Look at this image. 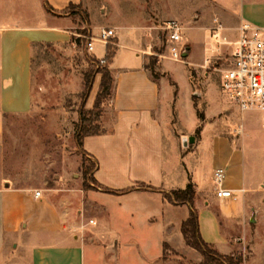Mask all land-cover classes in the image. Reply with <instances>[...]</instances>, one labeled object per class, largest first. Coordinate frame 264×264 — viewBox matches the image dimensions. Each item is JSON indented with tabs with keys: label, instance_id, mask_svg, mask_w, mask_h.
<instances>
[{
	"label": "crops",
	"instance_id": "1",
	"mask_svg": "<svg viewBox=\"0 0 264 264\" xmlns=\"http://www.w3.org/2000/svg\"><path fill=\"white\" fill-rule=\"evenodd\" d=\"M18 1L24 4L21 13L16 9V0H0V134L7 116L28 114L32 109L35 46L60 45L53 37H70L71 13L80 11L84 4V0H38L40 22L33 26L27 23V0ZM71 5L75 7L72 12ZM218 5L224 10L225 21L234 27L232 30L238 32L240 25L246 23L264 28V0H218ZM108 28L115 30L119 46H123V39L131 31L135 57L116 78L113 67L117 50L110 64L115 80L111 97L114 118L103 112L100 121L103 134L87 137L83 142V150L98 163L94 174L98 187L94 185V189L82 191L87 216L84 213L82 224L72 222L73 217L63 214L50 202L51 193L48 197L41 193L36 198V193L28 186L22 189L9 182H0V264H126L129 260L135 264H174L175 256L165 255V245L173 248L169 239L173 238L176 228L170 214L177 208H188L186 221L191 207L173 205L163 198L162 193L147 188L151 186L165 192L185 189L190 183V170L196 190L195 202L198 199L202 202L199 212L195 208L202 239L221 255L242 254L247 251V237L253 227L252 253L244 263L250 264L256 240L264 238V198L259 205L254 197L256 193L264 194V177L258 180L251 173L257 168L260 156L252 155L246 144L230 143L216 129L205 127L200 135L199 164L200 161L202 164L204 155L210 159L211 168L207 176L199 175V166L193 169L189 165L191 155L181 153L200 122L191 83L183 94L182 87L175 81L172 84L164 76L157 79L153 76L145 59L137 52L143 28L137 25ZM95 56L103 59L106 53L104 57ZM100 83L98 79L92 96L88 98L89 110L94 106ZM92 142H97L108 153H119L120 160L125 161L128 152H154L152 164L158 168V182L156 185L149 180L123 186L108 184L100 175L101 157ZM171 144L176 152L177 166L183 170V173L177 172L175 183H185L184 188L164 186L165 159L162 154ZM255 145L260 147L261 144L257 142ZM140 161L149 164L145 156H139L132 164ZM222 167L227 170L223 188L232 191L236 200L220 199L216 195L213 177ZM126 189L131 191L119 193ZM127 200L139 207L129 208ZM150 204L155 205L154 210L149 208ZM117 208L133 219L137 215L138 219L133 222L138 228H153L160 233L159 237L146 239L142 250L137 243L132 244L133 239L123 242L118 237L119 231L111 226L116 222L122 225L118 221ZM100 215H106L111 225L99 227ZM239 227H242L243 234L238 233ZM114 231L116 236L110 237ZM154 242L159 247L157 254H151ZM129 248L132 258L127 255Z\"/></svg>",
	"mask_w": 264,
	"mask_h": 264
},
{
	"label": "rangeland",
	"instance_id": "2",
	"mask_svg": "<svg viewBox=\"0 0 264 264\" xmlns=\"http://www.w3.org/2000/svg\"><path fill=\"white\" fill-rule=\"evenodd\" d=\"M23 5L21 1L16 0L18 13H21ZM83 8L71 13V38L57 36L53 39L58 40L60 45L35 46L32 109L28 114L11 115L5 119L4 130L0 134V182H9L22 189H27L28 186L35 193L39 191L47 197L51 193L50 202L63 214L73 217L72 222L82 224L84 213L87 216L84 210L86 199L83 198L82 191L92 190L94 185L98 187L93 180L98 163L78 146L76 138L80 111L83 106L87 109L89 105L88 99L84 100L81 95L84 90L83 78L90 69L98 68L100 64L97 65L95 60L99 62V59L95 54L104 57L107 47L96 41L95 54H89L80 36L84 30L96 36L103 28L119 25H137L143 28L137 52L145 59L146 65H151L156 58L155 72L164 75L172 84L175 81L182 87L183 94L191 83L196 97L193 102L197 105V116L199 112L205 117L204 122L199 119V125L216 129L217 133L230 143L246 144L252 155L260 156L257 168L251 173L254 177L257 176L258 180L264 177V130L261 128V115H242L228 103L221 90L220 70L230 64L238 32L232 30L234 27L225 21L224 10L218 5V0H84ZM73 10L74 8L70 12ZM38 19V0H27L28 25L37 26L40 22ZM169 21H175L183 28L181 47L188 51V56L181 60L172 59V45H168L167 35L161 30ZM130 35L131 31L123 39V46H119L118 38L107 45L116 51L119 50L113 67L116 78L122 72L121 69L130 66L135 57V43ZM98 79L101 80V75H95L93 89ZM111 105L112 98L104 103L103 111L112 119L114 114ZM191 137L193 140H186L187 146L181 153L191 155L189 165L193 169L199 166V175L207 176L211 161L203 155L202 164L201 161L199 164L201 137L195 132ZM134 139V142H137V138ZM257 142L261 144L260 147L255 145ZM92 145L99 149L100 175L108 184L123 186L149 180L156 185L158 182V168L155 163L152 164L154 152H128V160L125 161L120 160L119 153L115 155L116 153L104 151L97 142H92ZM165 150L162 154L165 159L164 186L170 189L176 186L184 188L185 183H175L177 172L183 173V170L177 166L174 145L167 146ZM139 156H145L149 164L141 161L132 164ZM83 159L94 164L93 171L88 175L82 167ZM192 173L190 170L188 178L189 182L194 183ZM212 185L211 183V187ZM214 185L217 187L215 182ZM254 197L260 205L264 194L256 193ZM129 201L127 200L129 208L139 207L137 203ZM194 203L193 209L196 208L199 212L202 202L198 199L196 202L194 200ZM150 207L155 209V205L153 207L150 204ZM117 213L118 221H121L122 225L117 222L111 225L106 215H100L99 227L108 224L114 226L113 230L119 231L118 237L122 238L123 242L133 239L132 244L137 243L141 250L146 239L159 237L160 233L153 228H138V224L133 222L138 219L137 215L133 219L118 208ZM188 213V208H177L170 214L176 228L173 238L169 240L175 248H166V254L175 256L174 264H198L202 260L200 253L186 246L182 238L181 225ZM237 231L243 234L242 227ZM116 233L114 231L109 236L114 237ZM253 234L252 227L247 237V251L242 253L247 260L252 253ZM126 251L132 258L130 248ZM158 252L159 247L154 242L151 254ZM126 264L135 263L129 260ZM250 264H264V238L259 237L256 240Z\"/></svg>",
	"mask_w": 264,
	"mask_h": 264
},
{
	"label": "built area",
	"instance_id": "3",
	"mask_svg": "<svg viewBox=\"0 0 264 264\" xmlns=\"http://www.w3.org/2000/svg\"><path fill=\"white\" fill-rule=\"evenodd\" d=\"M167 35L170 54L173 60H181L186 51L181 47L183 43V28L175 21L167 22L162 28ZM88 31L80 38L89 54L95 52V42H102L106 47L116 37L111 28H103L99 34ZM230 64L220 70L221 90L228 103L242 115L258 113L261 115V128L264 130V28L252 24H243L238 29V38L234 43ZM104 65V59H99ZM227 179L226 168H218L214 173V182L217 186L216 195L220 199L236 200L234 193L223 188ZM41 192H36V198ZM93 224V221L90 222Z\"/></svg>",
	"mask_w": 264,
	"mask_h": 264
},
{
	"label": "trees",
	"instance_id": "4",
	"mask_svg": "<svg viewBox=\"0 0 264 264\" xmlns=\"http://www.w3.org/2000/svg\"><path fill=\"white\" fill-rule=\"evenodd\" d=\"M72 5L70 9H73ZM88 31L84 30L83 35H86ZM80 40V39H79ZM116 50L107 46L105 64L107 65H98L99 62L95 60L98 65V68L93 67L87 73L84 74L83 84L84 90L82 92V98L87 100L93 89V81L95 75H101L100 89L96 96L95 103L92 109H86V106H83L80 111V120L77 125V143L80 148H83V142L87 137H94L103 134V129L101 128L100 121L103 115L104 103L112 97V90L115 83L114 77L110 71V64L116 56ZM154 61L151 65H148L147 68L152 71L153 76L157 79L161 75L155 72V64L157 59L154 58ZM164 76V75H162ZM196 99L193 96V100ZM195 108L197 105L195 103ZM199 119L201 122L205 121V117L202 113L198 112ZM203 130L202 124L196 130V135L200 136ZM88 162V165H87ZM82 167L85 169V174L88 175L93 171L94 164L86 159H83ZM94 180V178H93ZM95 181V180H94ZM147 189L159 192L163 194V198L169 203L176 206L189 205L191 206V211L188 219L183 222L181 227V233L183 235L186 246L192 248L193 250L200 253L202 256V261L199 264H244L246 257L243 254H233V255H221L216 250H214L210 245L204 242L199 231V215L197 210L193 209L194 200L196 196L195 185L190 182L185 189L174 190L171 192H165L162 189L155 187H148ZM131 189H126L119 191V193H128ZM108 193H115L113 191L107 190ZM165 245V252H166ZM166 255V253H165Z\"/></svg>",
	"mask_w": 264,
	"mask_h": 264
},
{
	"label": "water",
	"instance_id": "5",
	"mask_svg": "<svg viewBox=\"0 0 264 264\" xmlns=\"http://www.w3.org/2000/svg\"><path fill=\"white\" fill-rule=\"evenodd\" d=\"M188 56V51H185L184 53H183V58H185V57H187ZM193 139H191V141H192Z\"/></svg>",
	"mask_w": 264,
	"mask_h": 264
}]
</instances>
